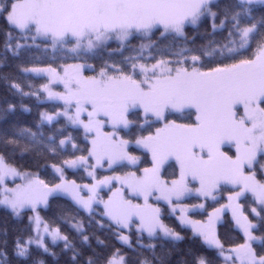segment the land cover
<instances>
[{
    "label": "snow or ice",
    "instance_id": "1",
    "mask_svg": "<svg viewBox=\"0 0 264 264\" xmlns=\"http://www.w3.org/2000/svg\"><path fill=\"white\" fill-rule=\"evenodd\" d=\"M0 264H264V0H0Z\"/></svg>",
    "mask_w": 264,
    "mask_h": 264
},
{
    "label": "trees",
    "instance_id": "2",
    "mask_svg": "<svg viewBox=\"0 0 264 264\" xmlns=\"http://www.w3.org/2000/svg\"><path fill=\"white\" fill-rule=\"evenodd\" d=\"M0 40H2V37H0ZM0 51H2V48H0ZM12 221L4 211V209L0 208V228H3L5 225H8L9 227L12 226Z\"/></svg>",
    "mask_w": 264,
    "mask_h": 264
}]
</instances>
